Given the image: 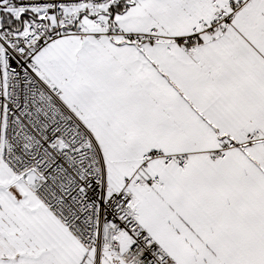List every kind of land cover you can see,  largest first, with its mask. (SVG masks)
Returning <instances> with one entry per match:
<instances>
[{"label": "snow or ice", "instance_id": "6c2138e0", "mask_svg": "<svg viewBox=\"0 0 264 264\" xmlns=\"http://www.w3.org/2000/svg\"><path fill=\"white\" fill-rule=\"evenodd\" d=\"M0 264H264V0H0Z\"/></svg>", "mask_w": 264, "mask_h": 264}]
</instances>
